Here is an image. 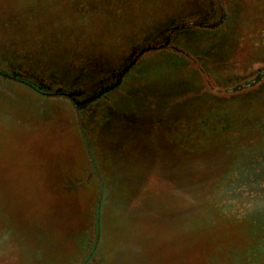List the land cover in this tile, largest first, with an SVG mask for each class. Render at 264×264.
<instances>
[{"label":"rangeland","instance_id":"374dc122","mask_svg":"<svg viewBox=\"0 0 264 264\" xmlns=\"http://www.w3.org/2000/svg\"><path fill=\"white\" fill-rule=\"evenodd\" d=\"M0 73V264H264V0H0Z\"/></svg>","mask_w":264,"mask_h":264},{"label":"water","instance_id":"95a60500","mask_svg":"<svg viewBox=\"0 0 264 264\" xmlns=\"http://www.w3.org/2000/svg\"><path fill=\"white\" fill-rule=\"evenodd\" d=\"M0 76H2V77H4V75H2L1 73H0ZM29 87H31V86H29ZM80 130H81V133H82V128H80ZM83 138H84V136H83ZM86 150H87V154H88V156H89V159H90V162H91V164H92V167H93V169L94 170H96V167H95V165H94V161H93V159H92V156H91V152H90V149H89V147H88V145H86ZM102 191H101V197H102ZM100 204V203H99ZM99 222V220H98V218H97V223ZM97 239H98V235H97V237H96Z\"/></svg>","mask_w":264,"mask_h":264},{"label":"flooded vegetation","instance_id":"af4514ba","mask_svg":"<svg viewBox=\"0 0 264 264\" xmlns=\"http://www.w3.org/2000/svg\"><path fill=\"white\" fill-rule=\"evenodd\" d=\"M38 93H40V91L38 90Z\"/></svg>","mask_w":264,"mask_h":264}]
</instances>
